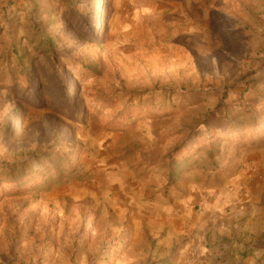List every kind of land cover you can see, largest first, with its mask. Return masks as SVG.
Masks as SVG:
<instances>
[{"label":"rangeland","instance_id":"rangeland-1","mask_svg":"<svg viewBox=\"0 0 264 264\" xmlns=\"http://www.w3.org/2000/svg\"><path fill=\"white\" fill-rule=\"evenodd\" d=\"M1 165L0 264H179L157 219L222 198L264 235V0H0Z\"/></svg>","mask_w":264,"mask_h":264},{"label":"crops","instance_id":"crops-1","mask_svg":"<svg viewBox=\"0 0 264 264\" xmlns=\"http://www.w3.org/2000/svg\"><path fill=\"white\" fill-rule=\"evenodd\" d=\"M172 210L173 208L170 211ZM248 211L250 210L247 207L229 205L223 198L207 203L204 212L208 213L209 221L193 226L203 231L202 236L199 234L193 239L184 234L185 230L190 232L193 228L189 227L186 220L174 222L160 217L156 221L160 232L157 237L155 236L158 238L156 251L162 256L164 249L166 253L169 250L168 256L174 255L179 258L181 260L179 264H264V261L260 263L258 260L262 249L255 246L256 242L264 237L263 230L260 223L255 224L252 220L243 222L242 214L249 215ZM164 228H167L168 233L163 239ZM208 233H212L210 236L213 242L218 243L216 248L208 244L206 239ZM186 237L188 239H185ZM184 239L185 246L180 250L174 249Z\"/></svg>","mask_w":264,"mask_h":264},{"label":"trees","instance_id":"trees-1","mask_svg":"<svg viewBox=\"0 0 264 264\" xmlns=\"http://www.w3.org/2000/svg\"><path fill=\"white\" fill-rule=\"evenodd\" d=\"M25 55L22 56L20 58V60H18L16 62V65H17V68L21 69V71L24 72V74L26 75L27 79L30 80V81H32L33 74L31 72V70L28 68V66L31 65V62H30V60L27 59V57ZM23 58H26L27 59V62L26 63H24ZM2 81L5 84V86L6 85H9V88H11V89L16 88L17 79H16V76L14 74V71H12L11 78L10 79H3L2 78ZM69 84L73 87V84H72L71 81H69ZM69 91H71V89ZM55 159L56 160L60 159V156L56 157ZM16 167L17 166H9V165L5 166V165H1L0 166V170H2V171H5L6 169H12V170H14Z\"/></svg>","mask_w":264,"mask_h":264}]
</instances>
